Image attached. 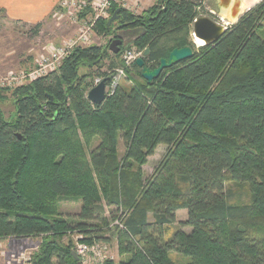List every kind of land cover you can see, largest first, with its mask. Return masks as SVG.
<instances>
[{"label":"trees","instance_id":"16d2710c","mask_svg":"<svg viewBox=\"0 0 264 264\" xmlns=\"http://www.w3.org/2000/svg\"><path fill=\"white\" fill-rule=\"evenodd\" d=\"M91 12L87 7L78 17ZM109 13L94 31L112 35V43L119 31L144 28L134 44L150 51L145 66L157 68L176 48L191 46L194 56L152 84L134 64L128 72L137 84L117 87L99 106L87 93L97 79L110 86L123 66L122 49L115 55L120 63L107 71L105 48L79 47L57 71L0 89V102L10 93L15 107L10 120L0 109V240L41 238L32 264H78L73 240L64 242L74 232L88 244L115 238L119 264H176L171 252L189 264H264V2L200 48L192 43L199 15L193 0H157L142 15L113 4ZM95 66L93 75L80 73ZM78 131L88 142H107L89 164ZM119 136L127 146L120 163ZM161 145L164 171L143 186L136 165ZM73 198L82 200L76 226L57 212L59 202ZM105 206L115 208L111 218ZM182 210L187 220L177 223Z\"/></svg>","mask_w":264,"mask_h":264},{"label":"rangeland","instance_id":"374dc122","mask_svg":"<svg viewBox=\"0 0 264 264\" xmlns=\"http://www.w3.org/2000/svg\"><path fill=\"white\" fill-rule=\"evenodd\" d=\"M245 1L249 0H244L243 2L245 3ZM60 2H57L58 4L56 3V5H54V8L51 13L42 22H40L42 27L37 36L33 35L32 28H34L39 23L27 24L25 22L11 21L7 17L5 11L0 10V76H5L10 71L20 72L33 70L37 66L39 58H41L42 55H45L50 48H55L62 45L63 42L70 38H73L79 33L81 27L79 21L70 13L64 14L62 8L59 5ZM156 2L157 0H145V2L142 3L141 9L134 11V14L142 15ZM262 2H264V0L258 2L257 4H254L255 6L252 8V10H255ZM112 38V35L106 37L100 35L97 30L93 32L90 38V43L88 46L103 47L107 50L109 54V58H106L102 61V71H107L108 67L113 61L116 60L119 62V57H115V55L117 54H114L110 50V40H112ZM195 48L197 47L195 46ZM120 49L123 50L122 55L126 50L130 49H136L140 51L139 47H136V45L134 44V40L130 39L126 40L124 44L120 46ZM122 55H120L121 61ZM123 67L124 63L122 67H120L119 65V68L117 69ZM99 68L98 66L92 67V69L88 67H82L80 73L93 75L98 71ZM128 71H133V68H126L124 76L119 81V86H122L127 90L137 84L135 83V79L131 77ZM4 96L5 97L0 102V109L3 111L5 118L7 120H10L15 113V107L11 94L4 92ZM78 137L80 138L81 146L84 150V162H87L88 164L90 163L92 154L100 150L101 144L105 145L107 143H104V141H106L105 139L99 137H94L88 142L82 137L81 131H78ZM116 145L117 161L118 163H120L126 155L127 146L125 142L120 138V136L117 137ZM166 152L167 147L161 145L157 148L153 156L146 157L142 159L140 163H137L138 165L136 166L140 167V169L142 168V173L144 174V176L142 175V181L144 184L143 186H148L151 181H155L156 177L159 176L158 174H160L159 170L164 171V168L162 166L166 161ZM92 174L94 179L98 180L97 172H95L94 169H92ZM97 184L100 196L105 204L103 192L99 186L100 184L98 183V181ZM230 186L236 191V193L245 194L246 192V188L231 184ZM113 210H115V208L105 206V215L107 218L112 217L111 213L113 212ZM57 212L60 218H64L65 220H68L72 226H76V224L80 222L79 216L82 212V200H75L74 198L63 199L61 202L58 203ZM187 217V210L178 211L177 223H179L180 221L187 220ZM113 223L114 222H112V224ZM97 224L98 223H95L94 225ZM186 231L190 232L191 230L187 228ZM108 235L111 236L110 233H108ZM80 236L82 237L81 233H73L69 235V237H66L64 239V242L65 244H71L69 240H73V243H75V241L80 238ZM40 243L41 238H30L23 240L20 243L6 242L3 243V246L8 249L20 250L22 252L21 254H23V259L21 260L20 264H29L27 259L31 256V254L37 251ZM116 244L118 245V241H116V239L114 238V240L112 239V242L108 245L112 261L116 264H119L122 257L119 254V250ZM169 257L176 264L191 263L190 258L184 257L174 252H171Z\"/></svg>","mask_w":264,"mask_h":264},{"label":"built area","instance_id":"2783aa9c","mask_svg":"<svg viewBox=\"0 0 264 264\" xmlns=\"http://www.w3.org/2000/svg\"><path fill=\"white\" fill-rule=\"evenodd\" d=\"M144 2L145 0H63L60 3L63 13H70L77 18L81 26L79 33L73 38L63 42L62 45L50 48L45 55L39 58L38 64L33 70L20 72L10 71L7 75L0 76V89H14L57 71L63 61L74 49L88 47L97 22L109 18V10L113 4H118L121 8L130 12L132 11L134 14V11L141 9L142 3ZM87 7L90 8L92 12L85 19H79L78 14L83 12ZM143 53V51H138L136 49L126 50L123 53L122 61L124 67L115 70L111 84L107 86V96L114 94L119 86L120 79L124 76L125 69L132 68L136 60L143 57ZM100 81L101 79H97L95 85ZM115 224H118V221L114 222L113 226ZM81 239L82 237L80 236V238L75 241L73 248V252L77 254L81 264H108V262L112 260L108 244L100 242L88 244L82 242ZM13 257L17 259L18 264H20L23 259V254ZM27 260L29 264H32L31 256Z\"/></svg>","mask_w":264,"mask_h":264},{"label":"water","instance_id":"95a60500","mask_svg":"<svg viewBox=\"0 0 264 264\" xmlns=\"http://www.w3.org/2000/svg\"><path fill=\"white\" fill-rule=\"evenodd\" d=\"M232 1V0H231ZM244 0H235V6L237 10L231 16L229 11L225 10L221 14L224 18L225 23H217L208 16H199L195 19L192 25V43L197 48L204 47L206 45L214 44L228 31V29L238 23L242 15L249 12L255 5H247L243 2ZM263 1V0H262ZM194 3H201L202 0H193ZM233 4V2H231ZM231 11V10H230ZM118 13V12H117ZM117 19L116 14L109 21V25ZM226 24V25H225ZM145 32L144 28H137L132 30L119 31L117 37L112 41L110 45V50L114 54L120 52V46L128 39L135 40L142 33ZM197 40H202L205 45L198 46ZM150 51L147 49L143 53V57L136 60L135 65L141 69V78L148 84H152L156 79H158L161 74L175 65L181 64L184 61L191 59L194 56V49L191 46H186L183 48L174 49L168 56V58H163L159 61V65L155 69H151L145 66L144 58L149 55ZM113 77V76H112ZM107 98V84L106 80H101L97 85L89 90L87 93V99L93 105H101ZM74 259L79 262V258L75 252H73Z\"/></svg>","mask_w":264,"mask_h":264},{"label":"crops","instance_id":"0c3cea01","mask_svg":"<svg viewBox=\"0 0 264 264\" xmlns=\"http://www.w3.org/2000/svg\"><path fill=\"white\" fill-rule=\"evenodd\" d=\"M60 1L61 0H0V10H4L11 21L37 24L42 22L51 13L54 5ZM23 240L26 239L7 238L0 240V264H18V260L13 256H19L22 252L16 249H8L3 246V243H20ZM116 246L118 248L117 244Z\"/></svg>","mask_w":264,"mask_h":264},{"label":"flooded vegetation","instance_id":"af4514ba","mask_svg":"<svg viewBox=\"0 0 264 264\" xmlns=\"http://www.w3.org/2000/svg\"><path fill=\"white\" fill-rule=\"evenodd\" d=\"M231 2H233V4H231ZM196 5H197V8L199 10L198 17L199 16H208L209 18H211L212 20H214L217 23H222V22L225 23L224 18L221 16L223 11L228 10L230 13L229 15L231 16L235 12L232 10H237V8L235 6V0H232V1L231 0H202L201 3H198ZM246 14L242 15V17L245 16ZM242 17H241V19H242Z\"/></svg>","mask_w":264,"mask_h":264},{"label":"bare ground","instance_id":"6f19581e","mask_svg":"<svg viewBox=\"0 0 264 264\" xmlns=\"http://www.w3.org/2000/svg\"><path fill=\"white\" fill-rule=\"evenodd\" d=\"M260 1H262V0H249V1H245V2L247 3V5L249 4V6H250V5L257 4V3L260 2ZM196 42H197V45H198V46L205 45V42L202 41V40H197Z\"/></svg>","mask_w":264,"mask_h":264}]
</instances>
